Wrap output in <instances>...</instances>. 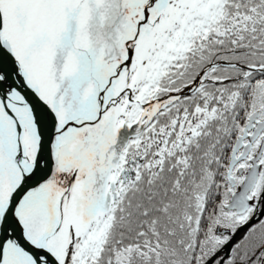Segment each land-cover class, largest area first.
I'll return each instance as SVG.
<instances>
[{
	"label": "snow or ice",
	"instance_id": "1",
	"mask_svg": "<svg viewBox=\"0 0 264 264\" xmlns=\"http://www.w3.org/2000/svg\"><path fill=\"white\" fill-rule=\"evenodd\" d=\"M0 264H264V0H0Z\"/></svg>",
	"mask_w": 264,
	"mask_h": 264
}]
</instances>
